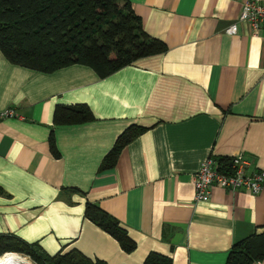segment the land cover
Segmentation results:
<instances>
[{
	"label": "crops",
	"instance_id": "obj_1",
	"mask_svg": "<svg viewBox=\"0 0 264 264\" xmlns=\"http://www.w3.org/2000/svg\"><path fill=\"white\" fill-rule=\"evenodd\" d=\"M128 1L167 50L104 79L82 65L41 73L0 50V112L19 115L0 123V237L108 264H144L150 253L226 264L236 243L264 233V187L254 196L213 186L196 202L193 176L209 158L239 154L264 171V30L226 33L249 0ZM77 105L94 120L54 123L58 106ZM131 126L144 132L100 170ZM89 204L119 221L132 253L86 218Z\"/></svg>",
	"mask_w": 264,
	"mask_h": 264
},
{
	"label": "trees",
	"instance_id": "obj_2",
	"mask_svg": "<svg viewBox=\"0 0 264 264\" xmlns=\"http://www.w3.org/2000/svg\"><path fill=\"white\" fill-rule=\"evenodd\" d=\"M0 50L10 63L41 73L82 65L104 79L141 58L166 52L167 46L143 30L128 0H0ZM92 120L87 105L58 106L54 112L56 125ZM143 132L139 126L128 128L104 158L100 170L112 168L123 148ZM50 148L57 157L53 136ZM219 161L227 167L231 160ZM85 216L116 239L126 253L136 249L119 221L99 207L87 205ZM8 252L29 254L40 264H108L78 250L48 256L16 237H0V257ZM263 259L264 233L236 243L226 264H253ZM144 264H172V259L150 253Z\"/></svg>",
	"mask_w": 264,
	"mask_h": 264
},
{
	"label": "built area",
	"instance_id": "obj_3",
	"mask_svg": "<svg viewBox=\"0 0 264 264\" xmlns=\"http://www.w3.org/2000/svg\"><path fill=\"white\" fill-rule=\"evenodd\" d=\"M242 23L249 25L252 35L258 36L261 34L264 30L263 0H249L244 3L238 18L226 29V33L228 35H237ZM18 117L19 115L16 110L10 108L0 112V123L6 119ZM230 160V165L227 167H223L219 160L213 158H209L202 163L193 176L196 202H208L211 199L213 186L234 192L245 191L254 196L262 192L264 187V171L258 169L255 162L249 160L243 154H239ZM8 255L15 256L24 264H31L23 255L16 253H5L2 257Z\"/></svg>",
	"mask_w": 264,
	"mask_h": 264
},
{
	"label": "bare ground",
	"instance_id": "obj_4",
	"mask_svg": "<svg viewBox=\"0 0 264 264\" xmlns=\"http://www.w3.org/2000/svg\"><path fill=\"white\" fill-rule=\"evenodd\" d=\"M0 264H24V263L15 256L8 255L0 258Z\"/></svg>",
	"mask_w": 264,
	"mask_h": 264
},
{
	"label": "rangeland",
	"instance_id": "obj_5",
	"mask_svg": "<svg viewBox=\"0 0 264 264\" xmlns=\"http://www.w3.org/2000/svg\"><path fill=\"white\" fill-rule=\"evenodd\" d=\"M244 24H247V23H244ZM248 25V24H247ZM8 253H16V254H20V255H23V257L24 258H27L30 262H31V264H40L34 257H32L31 255H29V254H25V253H19V252H8ZM3 256V255H2ZM1 256V257H2ZM30 257V258H28V257ZM0 257V258H1ZM31 259V260H30Z\"/></svg>",
	"mask_w": 264,
	"mask_h": 264
}]
</instances>
